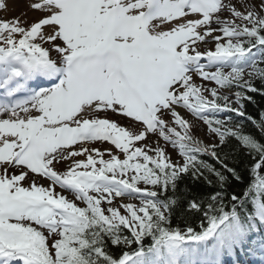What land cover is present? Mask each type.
Instances as JSON below:
<instances>
[{"label": "snow or ice", "instance_id": "6c2138e0", "mask_svg": "<svg viewBox=\"0 0 264 264\" xmlns=\"http://www.w3.org/2000/svg\"><path fill=\"white\" fill-rule=\"evenodd\" d=\"M29 7L0 20V264H264V0Z\"/></svg>", "mask_w": 264, "mask_h": 264}, {"label": "rangeland", "instance_id": "374dc122", "mask_svg": "<svg viewBox=\"0 0 264 264\" xmlns=\"http://www.w3.org/2000/svg\"><path fill=\"white\" fill-rule=\"evenodd\" d=\"M5 2V0H4ZM6 3V2H5ZM31 4L28 0H8L6 9L3 10V17L0 20H9V17H18L20 14L25 17V21L38 19L41 15L40 12L33 11L30 9L29 5ZM12 19V18H11ZM194 122L193 120L190 122ZM200 131L198 137L203 138L204 140L208 139L209 134L205 131L204 125L201 122H195ZM170 153L173 157L177 158L175 151L171 148ZM172 157V158H173ZM40 183H47L46 180H40ZM135 202V201H134ZM138 203V202H137Z\"/></svg>", "mask_w": 264, "mask_h": 264}, {"label": "trees", "instance_id": "16d2710c", "mask_svg": "<svg viewBox=\"0 0 264 264\" xmlns=\"http://www.w3.org/2000/svg\"><path fill=\"white\" fill-rule=\"evenodd\" d=\"M254 84L258 88L259 87H264V85H262L261 82L258 81V80L257 81H254ZM249 95H252L253 100H254V103L245 102V111H246L247 115L252 116L253 118L259 120L260 113L261 112H264V96H261L258 93H249ZM245 131L247 133H252L258 139L261 138L258 129H256L251 124L250 121H245ZM241 160H243L242 157H241ZM241 170L243 171V167H241ZM181 187L184 188L185 186L184 185H181ZM207 187H208L207 185H203V188L205 190L207 189ZM229 191H231V189H229ZM177 223L179 224L180 227H184L185 226L182 218L179 217V216L173 221V225L176 226ZM195 223H198V222H195Z\"/></svg>", "mask_w": 264, "mask_h": 264}]
</instances>
